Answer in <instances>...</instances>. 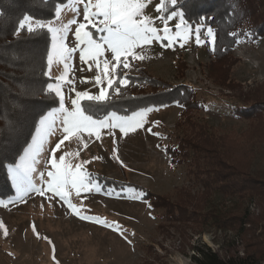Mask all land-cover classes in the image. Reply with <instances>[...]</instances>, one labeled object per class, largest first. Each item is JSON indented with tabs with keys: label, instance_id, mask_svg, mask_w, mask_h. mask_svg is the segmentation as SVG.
<instances>
[{
	"label": "rangeland",
	"instance_id": "rangeland-1",
	"mask_svg": "<svg viewBox=\"0 0 264 264\" xmlns=\"http://www.w3.org/2000/svg\"><path fill=\"white\" fill-rule=\"evenodd\" d=\"M159 3L160 0H151L145 9V15L152 18L159 16L155 11ZM80 7L79 19L82 20V6ZM258 14L264 15V4L259 8ZM73 15L74 13L65 9L61 13L60 21L54 18L52 20L57 24L67 23ZM176 22L178 21L169 22L173 33ZM155 26L162 28V21L155 20ZM74 28L72 26V31L69 32V46H72ZM201 36L202 40L208 39L206 29H202ZM239 41L235 43L232 53L238 62L231 68L230 80L234 84L231 87L216 83L210 76L207 65L212 59L208 52L212 44L209 42L198 45L194 35L187 41L174 39L170 47L163 46L168 44L165 40L153 41L142 49H136L144 59L133 60L129 57L131 67L124 70L127 74L135 75L140 67L171 86L188 85L194 90L196 100L203 104V109L183 116L184 108L176 104L150 107L155 110L147 113L143 128L129 131L127 135L118 129L113 130L112 135L106 129L101 130L100 139L85 134L83 143L70 139L57 152V156L64 152H78V156L67 157L74 164L90 161L84 168L91 173L94 183H98L103 191L82 192L78 197L73 190L70 198L74 204L82 207L83 214L99 216L110 224L118 222L127 240L109 227L79 219L66 205L58 202V198L46 199L50 193H46L44 197L32 194L25 203H7L13 195L3 200L7 206L0 205V221H3L8 230L6 237L3 230H0V264H197L194 258L201 259L202 255L198 254L196 248L204 251L209 248L217 251L223 258L234 254L242 256L245 242L252 236L250 233L243 235L249 224L246 223L243 231L241 228L217 229L209 225L200 226L196 222L173 225L164 217L163 208L154 209L150 202L137 198L140 194L138 191L131 192L128 191L129 188L116 191L114 188H104L98 182L99 174L137 184L155 195L168 197L169 202L176 199L174 196L178 189H183L193 195L191 204L198 211L218 208L240 215L245 212L249 215L246 220L257 216L261 211L259 196L251 195L239 199L236 195L226 196L218 191L201 195L205 192L201 182L189 175L190 170L197 169L191 164V160L183 159L177 163V158L172 162L164 152L165 147H176L179 138L196 131H192L191 126L184 123L186 118H192L199 129L200 125H204L215 137L227 138L224 145L228 142L229 148L222 149L223 153L231 156L227 164H232V159L241 154H244L248 162L245 150L249 149L252 154L250 165L248 163L245 167L253 176H256V172L263 173L264 122H258L256 129L251 128L254 120L234 117L231 111L234 107L244 106L252 100H264V35L254 40L247 36L239 38ZM181 43L183 47L180 46ZM50 49L51 36L49 51ZM69 64L67 79L73 83L64 84L63 87L66 103L70 107L67 96L74 98L72 87L76 91L87 90L98 94L101 86L95 85V66L89 70L87 64L80 62L79 53L73 56ZM48 71L47 65L46 73ZM64 72L63 64L54 62L50 76L46 75L55 84L56 78ZM113 93L117 94L115 91ZM179 121L182 124L180 126L176 125ZM38 126L39 121L36 128ZM192 135L193 133L190 136ZM58 139V136L50 138L47 147L54 148ZM85 143L87 147H84ZM114 149L119 160L113 158ZM94 157L99 159H93ZM201 165L203 166V162ZM38 167L40 170L44 169L43 164ZM205 168L207 169L206 166ZM36 182L40 186L38 178ZM109 191L112 194L106 195ZM162 223L166 226L159 227ZM260 232L263 234L256 239L258 243L264 241V218L258 223L253 236H258Z\"/></svg>",
	"mask_w": 264,
	"mask_h": 264
},
{
	"label": "trees",
	"instance_id": "trees-1",
	"mask_svg": "<svg viewBox=\"0 0 264 264\" xmlns=\"http://www.w3.org/2000/svg\"><path fill=\"white\" fill-rule=\"evenodd\" d=\"M57 2L61 0H0V165L18 159L23 148L30 143L40 117L52 107L58 106L54 104L53 94H45L47 84L52 82L46 75L49 33L41 30L36 34H14L16 22L25 14L42 20L53 19ZM62 2L66 3L67 0ZM263 4L264 0H180L178 3V7L184 11L185 19L192 26L203 20L204 29H213L215 47L212 45L208 51L212 59L207 68L216 83L225 87L234 86L230 80L231 68L238 62L232 56L234 45L239 38L249 36L250 40H254L264 35V15L258 14ZM128 80L129 83L124 86L119 85L118 81L114 85L121 88L120 94L110 89V103L105 105V111L124 115L143 108L179 104L184 108V116L203 109V104L196 100L194 90L188 85L171 86L140 67L135 75L128 74ZM231 113L234 117L254 120L251 128L256 129L258 122H264V100H252L244 106H236ZM186 119L184 123L196 131L191 132L192 136L190 133L179 138L176 147H165L167 151L164 152L169 155L170 161L174 162L177 158V163L183 159L191 160L197 169L190 170L189 175L201 182L205 190L201 195L218 191L226 196L236 195L239 199L259 196L261 211L257 216L246 220L249 215L245 212L240 215L218 208L198 211L191 204L193 195L183 189H178L174 196L176 199L169 202L168 197L155 195L137 184L99 174L98 182L104 188H114L116 191L131 187L139 193L143 192L145 195L141 199L150 202L154 209L163 208L164 217L173 225L196 222L200 226L241 228L243 231L246 223L249 224L243 235L250 233L252 236L246 240L242 256L234 254L223 258L209 248L205 251L196 248L198 254L202 255L201 259L194 258L197 264H255L264 261V241L258 243L256 240L263 233L253 236L258 223L264 218V171L256 172V176L249 173L246 168L252 155L249 149L245 150L248 162L244 154H239L236 159H232V164H227L231 156L222 152V149L229 148L228 142L224 145L227 138L215 137L207 126L199 124V129L192 118ZM176 125L182 124L179 121ZM201 162L203 166H200ZM13 195L14 189L6 169L0 166V199L7 200ZM165 226L162 223L159 227Z\"/></svg>",
	"mask_w": 264,
	"mask_h": 264
},
{
	"label": "snow or ice",
	"instance_id": "snow-or-ice-1",
	"mask_svg": "<svg viewBox=\"0 0 264 264\" xmlns=\"http://www.w3.org/2000/svg\"><path fill=\"white\" fill-rule=\"evenodd\" d=\"M151 0H68L67 3L57 2L54 7V19L61 20V13L65 9L74 13L67 23H54L52 19L42 20L29 14L23 15L16 22L15 35L22 32L36 34L41 30L47 31L51 36V49L47 56V65L50 76L51 65L55 62L62 63L65 69L63 75L56 78V83H48L45 94L54 95V104L39 119V126L32 136L31 142L23 148L22 154L14 162L2 164L14 189V197L7 203H25L32 194L42 197L46 193V199L58 198L67 208L81 220L92 221L102 226L117 231L125 240L124 230L118 222L111 224L99 216L83 214L82 207H78L71 200L73 190L76 196L82 192H101L103 189L98 183H94L91 173L87 172L84 165L90 161L73 163L67 159L69 156H78L79 153L64 152L57 156V152L64 145L65 141L74 139L77 142H84V135L88 137H101V130H107L109 135L113 130L118 129L122 134L127 135L129 131L143 128L146 123L147 113L154 108H143L132 111L131 114H118L115 111H105V105L110 103V94L107 89H114L117 94L121 93L119 85L129 83L128 74L125 69L131 67L129 57L133 60L144 59V56L136 49H142L144 45H150L153 41H168L165 47H170L174 39L187 41L193 35L196 44L211 43L215 47V34L211 27L206 28L207 40H202V29L205 28L203 20L193 27L185 19L184 11L178 7L179 0H160L155 11L160 15L156 18L145 15V9ZM82 6V20L81 16ZM155 20L163 23L162 28L155 26ZM177 20L173 33L169 22ZM72 46H69V32L72 31ZM231 35H236L232 33ZM239 43V39L236 41ZM183 47V43L180 45ZM79 53V60L87 64L91 70L95 66L97 74L94 77L95 85L101 86L98 94L89 91H76L74 98L67 96L70 107L66 103L64 84H72L67 79L69 61L75 54ZM106 84V87L103 85ZM87 102V104L82 103ZM182 106V105H177ZM103 113L98 115L97 113ZM151 131V129H148ZM159 135L158 133H154ZM58 136V142L54 148L47 147L50 138ZM87 147V144H84ZM159 147V145L157 146ZM167 151V149H164ZM113 158L119 160L115 155ZM93 159H99L94 157ZM43 164L44 169L40 170L39 165ZM40 181V186L36 180ZM128 191L135 192L136 189L129 188ZM111 195L112 192H106ZM145 194L141 192L139 197ZM0 205L7 204L0 200ZM0 230L6 237L7 227L0 221ZM35 232V225H33ZM37 235H39L37 233ZM45 239H47L45 237ZM131 243V241H128ZM51 243V241H49Z\"/></svg>",
	"mask_w": 264,
	"mask_h": 264
},
{
	"label": "built area",
	"instance_id": "built-area-1",
	"mask_svg": "<svg viewBox=\"0 0 264 264\" xmlns=\"http://www.w3.org/2000/svg\"><path fill=\"white\" fill-rule=\"evenodd\" d=\"M255 264H264V261L263 262H260V263H255Z\"/></svg>",
	"mask_w": 264,
	"mask_h": 264
}]
</instances>
